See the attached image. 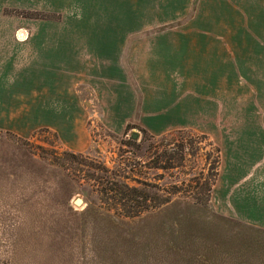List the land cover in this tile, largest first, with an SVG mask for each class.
<instances>
[{
    "label": "rangeland",
    "instance_id": "rangeland-1",
    "mask_svg": "<svg viewBox=\"0 0 264 264\" xmlns=\"http://www.w3.org/2000/svg\"><path fill=\"white\" fill-rule=\"evenodd\" d=\"M47 15L0 11V264H264V229L214 204L217 138L232 126L216 124L218 98L237 103L236 130L251 118L264 130V62L222 60L216 44L65 35ZM4 61L35 62L34 88L4 83ZM183 93L194 121L170 129L161 107ZM95 165L139 188L130 211L92 186Z\"/></svg>",
    "mask_w": 264,
    "mask_h": 264
},
{
    "label": "crops",
    "instance_id": "crops-1",
    "mask_svg": "<svg viewBox=\"0 0 264 264\" xmlns=\"http://www.w3.org/2000/svg\"><path fill=\"white\" fill-rule=\"evenodd\" d=\"M10 7L32 14L45 12L48 14L45 19L63 22L61 25L70 31L65 35L216 44L220 47L215 53H220L222 60L264 62V0H0V11ZM4 62L7 65L4 83L16 77L27 92L34 88L35 62ZM184 94L183 100H172L161 107L163 111H167L164 107L170 109L169 115L173 118L169 119L170 129L188 127L194 121L193 115L188 114L189 102ZM233 102L235 105L227 110L219 96L216 124L239 123L232 114L237 106ZM258 106L257 99L252 108L257 110ZM121 116L115 108L111 118ZM232 126L217 138L221 166L214 191L215 208L223 218L264 229L262 121L251 118L247 133Z\"/></svg>",
    "mask_w": 264,
    "mask_h": 264
},
{
    "label": "trees",
    "instance_id": "trees-1",
    "mask_svg": "<svg viewBox=\"0 0 264 264\" xmlns=\"http://www.w3.org/2000/svg\"><path fill=\"white\" fill-rule=\"evenodd\" d=\"M130 127H127L129 129ZM144 130V128H141ZM146 131V130H144ZM217 152L219 153L218 148H216ZM66 156L74 159L78 163L86 164V157L82 153H73V152H65ZM69 158L66 160L68 161ZM81 159V160H79ZM216 163H218V157L216 159ZM98 168L100 170L99 175L93 178H96V183H93L94 186L99 192L106 198L112 199L116 204V210L120 208L122 205L123 208H126L127 211H130V205L133 200L138 198L139 188L133 185H129L127 181H124L117 176H115L111 171L109 172L108 168L98 165H95L94 168ZM207 196L210 193V185L206 187ZM206 196V199H207ZM209 197V196H208ZM196 198H200V196H196ZM168 202V201H166ZM130 215V214H129ZM134 215V214H133Z\"/></svg>",
    "mask_w": 264,
    "mask_h": 264
},
{
    "label": "water",
    "instance_id": "water-1",
    "mask_svg": "<svg viewBox=\"0 0 264 264\" xmlns=\"http://www.w3.org/2000/svg\"><path fill=\"white\" fill-rule=\"evenodd\" d=\"M137 135H136V133L135 134H133V138H135ZM83 201L81 200V198H77L76 199V204H79V203H82Z\"/></svg>",
    "mask_w": 264,
    "mask_h": 264
}]
</instances>
